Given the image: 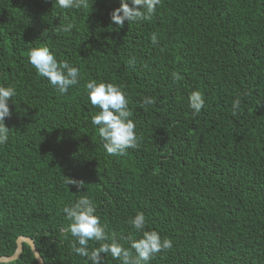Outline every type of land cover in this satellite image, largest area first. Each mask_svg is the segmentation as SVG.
<instances>
[{"label":"trees","instance_id":"16d2710c","mask_svg":"<svg viewBox=\"0 0 264 264\" xmlns=\"http://www.w3.org/2000/svg\"><path fill=\"white\" fill-rule=\"evenodd\" d=\"M87 5L0 0V84L17 92L0 146V258L23 237L44 264H91L60 231L69 223L62 208L87 195L108 242L129 248L140 238L128 224L137 212L146 230L172 240L149 264H264V0H160L150 20L123 27L110 19L120 0ZM41 44L80 70L65 95L28 63ZM90 79L127 93L136 148L104 150L91 123ZM196 90L205 105L193 115ZM147 96L154 103L145 106ZM99 245L89 241V250ZM6 264L37 262L23 243ZM103 264L121 262L109 254Z\"/></svg>","mask_w":264,"mask_h":264},{"label":"clouds","instance_id":"9594fccd","mask_svg":"<svg viewBox=\"0 0 264 264\" xmlns=\"http://www.w3.org/2000/svg\"><path fill=\"white\" fill-rule=\"evenodd\" d=\"M160 0H120V6L110 13L111 22L123 27L124 22H137L150 20L155 13ZM56 4L62 9L87 8V0H56ZM73 25L69 23L63 30L70 31ZM151 42H158L157 34L150 37ZM28 63L35 68L38 76L46 78L48 83L60 95L68 93L69 89L80 83L82 79L78 67L72 66L68 61H58L55 54L44 44L32 47L28 50ZM131 63V62H130ZM173 80H179V73H172ZM85 91L90 104L97 109L91 116V123L97 129L103 143V148L109 155H123L128 149H134L138 145L136 125L129 109V99L123 88L114 83L88 80ZM17 92L12 85L0 84V146L9 140L10 129L5 125V119L9 118L10 101ZM143 105H151L154 98L147 96L142 98ZM205 105L203 94L198 90L189 95V107L193 115L201 112ZM239 99L233 101L232 107L238 109ZM67 185L74 186L78 192L85 188L83 181L66 179ZM68 225L60 231L70 233L73 237L72 251L81 257H86L91 264H103L105 256L111 255L121 264H149L154 254L171 249L173 242L169 238H162L156 230H146L147 220L143 212H137L128 220V224L141 233L139 239L130 240V247L125 248L113 237L109 241L106 225L101 222L96 214L93 200L87 196H80L75 203L62 208ZM89 241L100 242L99 247L89 250Z\"/></svg>","mask_w":264,"mask_h":264},{"label":"water","instance_id":"95a60500","mask_svg":"<svg viewBox=\"0 0 264 264\" xmlns=\"http://www.w3.org/2000/svg\"><path fill=\"white\" fill-rule=\"evenodd\" d=\"M25 243L29 246L32 254H33V257L35 259V261L37 262V264H44L43 261L41 260L40 256L38 255L35 247H34V244L33 242L30 240V239H27V238H23V237H19L17 238V241H16V250L14 252V254L10 257H3V258H0V264H6V263H9V262H12V261H15L19 258L21 252H22V244Z\"/></svg>","mask_w":264,"mask_h":264}]
</instances>
